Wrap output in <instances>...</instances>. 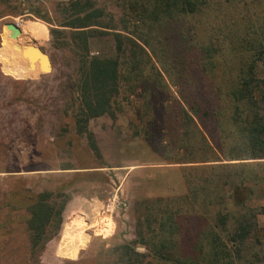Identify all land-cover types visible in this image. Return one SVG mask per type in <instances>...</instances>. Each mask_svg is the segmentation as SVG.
<instances>
[{
  "label": "rangeland",
  "instance_id": "rangeland-1",
  "mask_svg": "<svg viewBox=\"0 0 264 264\" xmlns=\"http://www.w3.org/2000/svg\"><path fill=\"white\" fill-rule=\"evenodd\" d=\"M66 1L0 2V264H104L114 257L108 249L136 240L138 230L149 240L147 236L157 232L158 227L152 221L154 217L165 215L163 210L176 211L179 230L171 237H177L178 232L183 246L189 245L187 249L184 246L180 250L187 253L197 248L193 243L199 231L194 224L196 216L204 218L208 225L215 223L217 217L226 216L224 230L219 232L220 227L217 229L221 238L226 240L245 207L253 214L254 227L243 244L238 246L237 252L227 242L229 248L225 249L226 255L220 264H264V158L243 159L238 147L230 143L222 147L220 133L228 132L226 115H215L219 120L216 121L217 126L212 114L201 120V129H207L213 138H208V143L198 138L182 142L191 150L175 149L178 141L170 143L179 138L174 119L175 100L178 99L176 75L183 55L190 52L173 30L181 27L184 30L192 18L172 24L173 28L167 29L164 38L168 53L163 58L167 61L166 70L155 63L165 88L156 94L155 104L151 105L154 121L148 125L145 123L144 130L153 140L147 141L144 137L133 107L140 106L136 95L126 99L120 93L121 97L112 104L113 119L101 115L87 122L97 147V154H94L85 135L76 133L70 115L74 111L71 87L77 55L72 51L74 47L69 40L68 28L58 25L67 14L63 10ZM93 1L104 6L105 15L100 19L101 23L133 36L130 31L132 24L125 23L126 28L123 29L121 18L127 11L121 7L123 0ZM252 1L250 11L253 12L258 5ZM242 11L237 7L235 17ZM28 20L42 28L40 34L27 28L28 36L39 34L41 37L23 40L39 46L49 56V72L40 70L37 58L32 60V66L29 63L15 64L5 49L2 38L4 23L10 21L17 26H25ZM218 20L215 9L204 11L196 25L198 32L194 37L197 45L208 40L206 28L210 32L208 36L223 37L225 24L228 27L232 21L226 22L227 15L223 25ZM58 27L64 34L55 46L49 29ZM106 30L111 31V28ZM225 35L222 38L224 43L230 40ZM89 52L112 55L114 49L110 33L92 38ZM189 56L186 53L184 57ZM231 63L237 65L234 56ZM259 63L257 76L264 82V59ZM192 68L189 63L190 73H193ZM210 74L206 75L207 78ZM196 81L201 83L199 79ZM207 82L206 89L210 85L216 87L218 79L212 77ZM261 85L264 88V83ZM136 91L139 92L140 87ZM195 91L204 100L202 106L211 104L213 91L209 88L203 93ZM159 99L162 100V107L159 106L162 110L157 113ZM263 105L264 101L258 102L259 107ZM224 106L228 104L218 105L219 111ZM211 151L217 160H210ZM187 156L192 157L193 164L176 162L178 159L187 160ZM203 159L209 161L201 162ZM210 164H218L216 166L219 167L194 169L195 166ZM48 191L52 195H66L67 201L58 231L38 254L33 255L28 249L27 207L35 201L38 193ZM61 198L63 195L56 198V202ZM75 210L84 214L85 219L76 214L71 216L63 234V221L68 213L70 215ZM146 218L150 219L148 225ZM199 239L198 236L196 240ZM152 241L149 244H154ZM135 249L144 251V246L136 243Z\"/></svg>",
  "mask_w": 264,
  "mask_h": 264
},
{
  "label": "trees",
  "instance_id": "trees-1",
  "mask_svg": "<svg viewBox=\"0 0 264 264\" xmlns=\"http://www.w3.org/2000/svg\"><path fill=\"white\" fill-rule=\"evenodd\" d=\"M6 1L0 0L3 3ZM255 1L258 9L252 12L250 11V3H254L252 0H123L121 7L127 11L121 21L123 29L126 25L132 24L131 37L122 34L114 26L101 23L100 19L105 15L104 6L96 5L93 0L66 1L63 10L67 11V14L58 25L68 28L69 40L74 47L72 51L77 55L75 79L71 87L74 111L70 113L76 133L84 134L89 148L97 154L93 135L87 128L88 120L101 115L113 119L115 112L112 104L116 98L121 97L120 93L126 99L134 94L136 102L142 105L133 107L143 128L144 137L147 141L153 140L149 132L144 130L145 123L154 121L152 120L154 117H151L153 112L151 105L155 104L156 94L165 88L155 63L166 70L167 61H163V58L168 53L165 42L167 29L173 28L172 24L192 18L184 30L182 27L173 30L186 50H190L186 52L190 56L185 58L186 53L182 54L179 73L176 75L178 99L175 100L174 119L179 129V138L173 139L170 143L176 144L178 141L175 149L184 150L190 148L185 147L182 142L187 143L190 138L207 142L208 138H213L207 129H201V120L212 114L214 124L217 126L216 121L219 120H216L215 115H226L228 132L220 133L222 147L227 143L238 147L243 153V159L264 158V105L258 106V102L264 101V88L261 85V82H264L257 76L259 60L264 59V0ZM237 7L243 11L241 15L239 12L235 17ZM206 9H215V13L219 15L218 22L222 25L225 15L228 17L226 22L232 21L228 27L225 24V34L230 39L226 43L225 39H222L225 34L222 33L223 37L208 36L210 32L206 28L205 37L208 40L196 44L194 37L198 32L196 25ZM110 28L111 31L106 30ZM108 33L112 38L114 53L109 56L90 53V40ZM49 34L55 46H58L57 43L62 39L64 31L59 27L50 28ZM233 56L237 65L231 63ZM189 63L194 67L193 73L188 70ZM208 73L211 74L207 78ZM212 77L217 78L218 82L216 87L214 85L208 87L211 92L213 91L211 104L202 106L204 100L195 90L206 92L208 88L206 89L205 83H209L207 81ZM221 79L222 82L219 83ZM195 84H198L197 89ZM137 87H140L139 92L136 91ZM225 102L228 106L219 111L218 105ZM161 103L162 100L159 99L157 113L162 110L159 109V106L162 107ZM188 154L187 151L186 155ZM210 158L212 161L217 160L214 152ZM191 159L192 157L188 156L187 160L173 158L176 162L193 164ZM210 165L193 167L201 170L219 167L216 166L218 164ZM62 195L60 202H56V198L59 199ZM66 201V195L60 193L52 195L48 191L38 193L35 201L28 205L26 229L31 254H38L44 244L58 231ZM162 213L165 215L154 217L152 221L158 227L157 232L147 236L149 240H146L142 231L138 230L136 240L111 246L108 252L114 257L104 264H220L226 255L225 249L229 248L227 242L237 252L238 246L243 244L254 227L253 214L245 207L239 213L234 228L225 240L221 238L219 232L224 230L226 216L217 217L212 225L204 222L201 216H196L194 224L199 231L194 241L198 236L200 239L193 241L196 243L194 248L197 247L195 251L186 253L181 250L184 246L187 249L189 245L183 246L178 232L177 237H171L179 230L176 211L163 210ZM75 214L85 219L84 214L77 210L70 215L68 213L62 224L63 234L66 232L63 228ZM146 221L148 225L150 219L146 218ZM165 228L167 232H164ZM151 241L154 244H149ZM136 243L144 246V251L136 250ZM175 246L178 249L174 250Z\"/></svg>",
  "mask_w": 264,
  "mask_h": 264
},
{
  "label": "bare ground",
  "instance_id": "bare-ground-1",
  "mask_svg": "<svg viewBox=\"0 0 264 264\" xmlns=\"http://www.w3.org/2000/svg\"><path fill=\"white\" fill-rule=\"evenodd\" d=\"M24 25L25 26H23V25L18 26L20 29V32L17 34V36L15 38H12L10 36L11 32L6 27L4 28V30L2 32V38L4 40L5 49L9 53L11 58L14 60L15 64H17V65H24V64L29 63L26 56L22 53V48L25 45L32 44V43L25 42V40H23V39H26V37H30L33 40H38L41 37V35H39V34H40L42 28L38 23L28 20L25 22ZM27 28H29V29L31 28V30H33V31L36 30V32L38 31L37 33H39V34L36 33L37 34L36 37L28 36V34L26 32ZM13 45H15L16 47L14 48Z\"/></svg>",
  "mask_w": 264,
  "mask_h": 264
},
{
  "label": "water",
  "instance_id": "water-1",
  "mask_svg": "<svg viewBox=\"0 0 264 264\" xmlns=\"http://www.w3.org/2000/svg\"><path fill=\"white\" fill-rule=\"evenodd\" d=\"M4 26L8 30H10V32H11L10 36L12 38H15L17 36V34L20 32L19 27L14 22H10V21L5 22ZM13 47L15 48L16 46L13 45ZM22 53L26 56V58L29 62V64H28L29 66H32V60H34V58H37L40 70H42V72H49L50 71V69H51L50 58L39 46H37L33 43L25 45L22 48Z\"/></svg>",
  "mask_w": 264,
  "mask_h": 264
}]
</instances>
